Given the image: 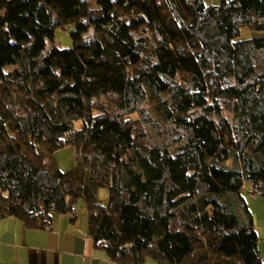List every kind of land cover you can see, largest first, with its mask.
<instances>
[{"label": "trees", "instance_id": "16d2710c", "mask_svg": "<svg viewBox=\"0 0 264 264\" xmlns=\"http://www.w3.org/2000/svg\"><path fill=\"white\" fill-rule=\"evenodd\" d=\"M243 27L264 0H0V223L84 208L117 264H264V34Z\"/></svg>", "mask_w": 264, "mask_h": 264}, {"label": "crops", "instance_id": "0c3cea01", "mask_svg": "<svg viewBox=\"0 0 264 264\" xmlns=\"http://www.w3.org/2000/svg\"><path fill=\"white\" fill-rule=\"evenodd\" d=\"M217 4L221 0H204ZM257 231V246L264 260V196L248 198ZM149 260V261H148ZM144 264H155L148 259ZM0 264H117L94 247L88 235L86 212L75 224L67 215H55L49 230L26 228L16 218L0 223Z\"/></svg>", "mask_w": 264, "mask_h": 264}, {"label": "rangeland", "instance_id": "374dc122", "mask_svg": "<svg viewBox=\"0 0 264 264\" xmlns=\"http://www.w3.org/2000/svg\"><path fill=\"white\" fill-rule=\"evenodd\" d=\"M91 5L95 4V0H88ZM74 31L73 26H69L68 28H60L55 31L54 36V44L60 45L62 47H70L73 45L71 32ZM264 34V31H252L248 27H243L241 29L240 35L236 39H246V38H252L255 36H259ZM55 157L58 161V164L61 169L65 170L71 167V165L74 163L75 158V151L74 148L71 146L64 147L60 150H58L55 153ZM253 197V196H251ZM98 200L101 204L107 205L109 202V191L107 188L103 187L99 189L98 192ZM79 205H82L81 203ZM80 212H85L84 208L79 209ZM149 261V260H148ZM151 261V260H150Z\"/></svg>", "mask_w": 264, "mask_h": 264}, {"label": "built area", "instance_id": "2783aa9c", "mask_svg": "<svg viewBox=\"0 0 264 264\" xmlns=\"http://www.w3.org/2000/svg\"><path fill=\"white\" fill-rule=\"evenodd\" d=\"M248 192L250 196H255L258 194V190L253 185H250Z\"/></svg>", "mask_w": 264, "mask_h": 264}]
</instances>
